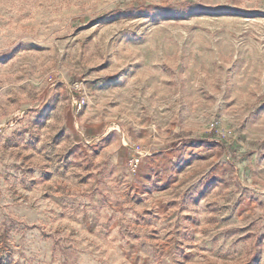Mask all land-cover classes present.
Segmentation results:
<instances>
[{"label": "rangeland", "instance_id": "374dc122", "mask_svg": "<svg viewBox=\"0 0 264 264\" xmlns=\"http://www.w3.org/2000/svg\"><path fill=\"white\" fill-rule=\"evenodd\" d=\"M0 264H264V0H0Z\"/></svg>", "mask_w": 264, "mask_h": 264}, {"label": "built area", "instance_id": "2783aa9c", "mask_svg": "<svg viewBox=\"0 0 264 264\" xmlns=\"http://www.w3.org/2000/svg\"><path fill=\"white\" fill-rule=\"evenodd\" d=\"M137 165H138V164H137V161H136L135 164H134V166L137 167Z\"/></svg>", "mask_w": 264, "mask_h": 264}]
</instances>
